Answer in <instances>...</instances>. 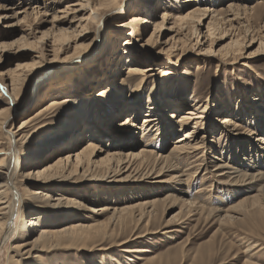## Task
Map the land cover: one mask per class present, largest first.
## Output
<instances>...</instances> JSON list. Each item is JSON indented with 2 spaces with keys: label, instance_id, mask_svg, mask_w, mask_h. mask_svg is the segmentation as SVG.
<instances>
[{
  "label": "rangeland",
  "instance_id": "374dc122",
  "mask_svg": "<svg viewBox=\"0 0 264 264\" xmlns=\"http://www.w3.org/2000/svg\"><path fill=\"white\" fill-rule=\"evenodd\" d=\"M43 1L0 0V110L7 109L11 114L0 130V183L3 175L9 176L7 199L15 202V213L10 218L14 227L19 228L21 212H25L27 218L38 216L42 222L62 227L82 221L86 224L104 221L110 225L112 210L101 214L94 213L93 209L121 208L156 197L163 200L171 194L170 187L175 183L160 182L167 176L134 177L124 181L120 177L125 173L118 177L112 174L82 177L81 169L77 176L64 179L27 176L30 170H43L61 158L80 152L89 143V136L96 132L99 133L96 143L109 151H139L146 147L169 154L176 139L196 126L198 132L192 138L201 139L205 135V146L195 157L185 154L180 160L182 169L192 166L189 171L197 172L195 180L186 185L185 198L193 204L206 202L211 206L223 201L228 207L248 195L231 185L226 177L219 179L213 167L206 170L204 163L198 164L205 157L214 161L215 156L234 165L241 164L244 171L253 170L249 163L257 164L256 171L264 164L259 163L264 146L262 140L257 141L264 138V0H245L250 7L248 11L230 12L228 20L219 21L217 28L210 31L212 15L204 26H198V33H193L194 24L177 26L178 31H172L175 25L171 20L158 30L156 24L164 22L165 13L177 19L198 8L220 12L229 9L233 0H197L190 7L181 2L165 4L161 1L162 7L156 14L152 8L159 0H118L114 8L101 10L95 19L89 20V29L84 32L86 38L79 47V51H83L79 53L75 43L55 53L52 39L39 38L54 29L58 12L81 0H52L61 3L53 8L42 6ZM34 6H40V14L31 12ZM26 8H31L27 14L22 12ZM85 13L86 17L94 15L92 10ZM138 15L150 16L155 24L132 21ZM22 37L36 42L35 49L19 45L5 48ZM41 46L42 54L39 53ZM126 58L130 59L128 64L124 63ZM33 62L30 70L24 69L25 64ZM133 66L141 68L143 73L135 78L129 76L127 69ZM16 69H20L22 75L16 81L20 89L15 97L11 72ZM83 71L85 77L81 76ZM120 76H124L122 82ZM137 86L138 90L134 91ZM53 99L66 102L54 110L44 111L32 127L22 129L24 120L36 116ZM202 104V122L206 127L202 128V122L180 127L176 121L181 114ZM133 109L135 117L129 124L135 123V126L134 135L130 136L119 126L128 116L132 117ZM158 111L164 115V128L169 127V133L162 138L155 131L146 134L149 129L145 133L142 126L146 114ZM228 116L240 125L236 131L231 129L234 125L224 127L223 118ZM168 121L174 123L175 133ZM114 126L118 129L110 134ZM9 131H13L15 137ZM64 131L66 135L58 139L57 135ZM23 134H27L24 139ZM106 154L102 153V157ZM209 170L213 173H206ZM38 188L44 192L50 190L53 198L65 193L84 201L85 207L73 204L53 207L29 193L28 189ZM16 195L21 198L18 206ZM139 210L134 209L135 214H139ZM179 210L180 204L174 201L159 203L151 219V231L145 235L146 227L140 225L135 232L143 235L125 245L119 243L134 230L135 222L129 224L116 242L114 238L94 239L83 246L48 251L43 253V258L46 264H146L147 261L139 259L141 255L161 256V264L166 260L169 264H244L248 260L264 264V214L257 209L256 213L239 215L238 219L222 224L199 215L185 219L186 216H178ZM169 233L174 239L167 237ZM16 235L12 234L1 245L0 264H7L9 254L24 258L26 249L19 250L17 241L29 243L38 233L20 239H16ZM126 246L144 251L129 254L123 250ZM110 256L116 259L113 261Z\"/></svg>",
  "mask_w": 264,
  "mask_h": 264
},
{
  "label": "bare ground",
  "instance_id": "6f19581e",
  "mask_svg": "<svg viewBox=\"0 0 264 264\" xmlns=\"http://www.w3.org/2000/svg\"><path fill=\"white\" fill-rule=\"evenodd\" d=\"M161 1L165 4L167 2L172 3V1L181 2L187 5V7H190L191 3L193 2L195 3L197 0H184L183 2L181 0H168V1L159 0L158 4L152 8L153 13L156 14L158 12V9L162 7ZM233 1L229 9L222 10L220 12L210 11L209 9L198 8L195 11H191L189 15L187 16L185 15L177 19L175 17H171L169 13H165L163 17L164 22L161 25L156 24L157 26L156 30L160 29V27H164L166 25L165 23L170 22L171 20L174 21V25H175L174 30L172 31H178L180 28H178L177 26H182V24L187 23L190 25L194 24L195 30L193 33H198L200 30L198 29V26H202V25L204 26L206 22L212 17V15H214L212 23L210 24V31H212L213 27L217 28V23H219V21H221L222 23L228 20V14L230 12L234 11L240 13L241 11L246 12L250 9V7L248 8V5L246 3L247 0L246 1L233 0ZM240 2H244V3L242 4ZM117 3L118 0H81L77 3H70L66 9L58 12L57 16L54 18V22H53L54 29L49 32H45L42 35V37H40L39 39L41 40L49 39V38L52 39L54 41L53 51H55V53H59L58 51L60 49L64 50L65 48L66 49L69 48V45L71 43H75L76 51H78L77 53L82 52L83 50L79 51L81 50L79 49V47L82 46L81 40L86 38L84 32L89 29V24H90L89 20L95 19L96 16L100 14L101 10L108 11L110 10V8L111 9L114 8ZM57 4H61V3H59L58 1L52 2V0H44L42 6L46 8H53ZM39 8L40 6L39 7L34 6L31 12L40 14L41 12ZM29 9L31 8H26L22 12L27 14ZM88 10H92L94 12V15L90 14L86 17L85 12H87ZM132 21L155 24V22L152 21V18L150 16L140 17L138 15L135 16L132 19ZM77 23L78 26H76ZM238 43L240 44L241 47V42L238 41ZM174 44L175 46L177 45L176 42ZM174 44H172L171 48H174ZM14 45H19L22 46L23 48L27 47L34 50L37 43L31 42L29 40V37H22V39L18 40L16 43H13L11 45L8 44L7 46H5V48H10L13 47ZM42 52L43 49L41 46V50L39 51V53L42 54ZM129 61L130 59L127 58L124 59L125 64H128ZM34 62L31 64L28 63V65L25 64L24 69L27 68V70H30ZM127 70L129 76L134 78L137 75L143 73V70H141V68L136 66L128 67ZM19 72L20 69H16L11 72V77L14 83L13 91L15 97L18 96L20 89L19 87L20 83L19 85L18 83L16 85V81L18 80V77L20 78V76L22 75V74L20 75ZM81 76L85 77L86 72L83 71L81 73ZM123 77L124 76H120L121 79L119 78L121 82L123 81ZM142 79L144 80L143 77ZM20 80L22 79H19V81ZM136 89L138 90V86L137 88L134 89V91ZM65 102L66 100L63 101L62 103H59L58 100L56 99L51 100V103L36 116L24 120L21 126L22 129L25 127H32L31 124L44 111H48L52 109L54 110L55 107H57L60 104H64ZM202 109H203V104L199 108L196 107V108L188 109L181 114V116L177 119L176 122L179 123L180 127L182 128L187 127L188 124L190 123L191 124L201 123L202 121H204L203 119L204 115L202 113L204 112V110ZM165 112H167V110ZM9 115H11L9 113V110L7 109H5L4 111L0 110V130H3L4 125L6 123L5 121L8 119ZM133 116L135 117L134 109L132 111V117L128 116L124 124L119 126L120 128H125L124 130L121 131H126L127 135L130 136L134 135L133 127L135 126V123H131V125L129 124L130 121L134 120ZM162 117H164V115L159 113V111L154 114L151 113L146 114V116L143 118V124H142V126L145 127L144 132L146 133V131L149 129L146 133L148 135L151 134V132L155 131L156 133H158L159 138L167 136L166 134L169 133L168 131L169 127L167 129L164 128L163 126L164 121H162ZM223 121L225 122V123L223 122V124L224 127L226 128L228 127L227 124L228 125L231 124L230 126L234 125L233 126L234 128L233 127L231 128L233 131L234 129L236 131L237 128L240 127V125L232 117L229 116L225 117L223 118ZM168 122L171 123L170 127L174 128V123L171 121ZM202 123H203L202 128H205L206 123L204 122ZM40 127L42 126H39V128ZM36 128H38V126ZM196 128L197 127L195 126L194 128L188 129L187 131H185V135L178 137L176 139L175 146L173 147V149L170 151L169 154L157 153L151 149H147L146 147L141 148L139 151H134V150L123 151L116 149H114V151H109L108 149L99 147L100 145L96 143L95 138H97L99 134L96 132L95 134L93 133L92 135L89 136L91 137L90 141H88L89 143L83 149H81L80 152L76 153L75 155H69L66 158H61L55 164H51L46 168H44L43 170L39 169L37 172L30 170L28 171V174L26 173L28 177L34 176L37 179L43 178L46 180H51L55 177H60L64 179V178L73 177V175L77 176V174H79V170L81 169L83 173L80 176L82 177L88 174H93L95 176L98 174V175H103V177H109L112 174L113 177L116 176L118 177L124 175L125 173L126 175L124 177H120V179H123L124 181L132 179L134 177L147 178L155 175V177L167 176V178L165 179H160V182L162 183H169V182H173V184L175 183V185L170 187L171 194H169L163 200L156 197L151 200L148 199V201H142L138 204L127 205L121 208L102 206L99 207V209L96 210L93 209L94 213L101 212V214L106 213L109 210H112L113 213L112 216L110 217V220L113 219V221L110 225H108L109 222L106 224L104 221L97 224H86L83 223L84 221H82V223H73L62 227L59 226L58 224L55 225L53 223L42 222L41 220H39L40 218L38 216L27 218L25 212H21L20 221H19L20 225L19 228H16L12 223H10V218L15 213L13 211L15 208V202H11L9 201V199H7V193L11 183H10V179L8 178L9 176L7 177L6 174L3 175L2 176L3 181L0 183V247L1 245H3V243L6 242L7 238H9L12 234L16 233L17 234L16 239H20L27 236H31L34 233H38V236L29 243H27L25 240L19 242L17 241L16 247L19 248V250L22 251L26 249L23 252L24 258L17 259L16 256L9 254L7 264H46L45 259L43 257L44 254L48 251L62 247L83 246L87 244L88 241L94 239L104 241L109 238H114L115 241V239L117 240V237L120 234L122 235L123 232L126 231V228L129 226L130 223L135 222L136 225L134 224L135 225L134 230H131V233L127 237V239H124L119 243L120 246L125 245L129 241L137 239L138 237H140V235H143V234H137L135 232V230H137L140 225L143 224L146 227L144 232L145 235H147L151 231L149 226L151 223V219L154 216V212L156 210L157 205L159 203H162L164 205L166 204L167 201H174L175 203L180 204V210L177 212L178 216L183 215L186 216L185 219H189L196 215H199L205 217L204 218L205 220L215 219V221L220 222V224H222L224 221L238 219L239 215L241 216L245 214L244 216H247V215H251L250 214L251 212L252 214L256 213V209L259 213L264 214V164L261 166L260 168L261 170L258 169V171H256L257 164L254 165L249 163L251 170L252 169L253 170L244 171L243 169H241V164L234 165L233 163H228L222 157L215 156L214 161L213 159L210 158L208 159L207 157H205V159H203L202 161L200 160L201 162H199L198 165L204 163L206 170L213 167L212 170L216 171L217 173L216 176H218L219 179H224L226 177V179L229 180L230 183H232L231 185H236V187L239 188V191H242L243 193L246 192V194L248 195H246V197H243L238 202L228 207L227 204H224L225 202L223 201H221L217 206L216 205L211 206L206 202L202 204L199 203L193 204V201L190 202L188 201L187 198H185V194H188L186 185L190 184L192 181L195 180L194 177L196 176L197 172L195 174H192V172L189 171L192 168V166L182 169L180 166V160L184 158L185 154H187L188 157L189 156L195 157L197 155V151L200 150L201 148H204L205 146V141H204L206 139L205 135L202 136L201 139L192 138L194 134L198 132ZM116 129L118 128L115 126L114 128L111 127L110 130L113 131L112 132L110 131L111 132L110 134L115 133ZM173 130L175 133L176 129L174 128ZM9 133H11L13 137H15V133L13 131L12 132L9 131ZM66 133L67 132L64 131V133L58 134L57 135L58 139L64 137ZM123 134L124 133L121 132V135ZM106 136H108V134ZM21 137L22 139H24L25 137H27V134H23ZM114 137L115 136H112V139H114ZM79 140L80 139H78V142H80ZM259 140H262L261 144L264 146V138H257V141ZM193 141H195V143ZM260 148L263 149V147ZM24 152H26L25 154H28L27 151ZM106 152H107L106 156L102 157V153H106ZM134 160H137L138 162L135 164L133 162ZM263 162H264V155L260 156L259 163H263ZM212 170H209L206 173H213ZM113 180H115V178ZM28 190L33 197H36L40 201L49 202L51 205H53V207L63 208L71 204L80 207H85L84 201L81 200L77 201L73 197L65 196L66 195L65 193H60L59 194L60 196H57V198H53L52 193H50V190L45 192L43 189H39V188L28 189ZM16 198L18 200L17 203L18 206V204L21 203V198H19V195ZM137 208H140L139 214H135L136 212L134 211V209ZM185 212H187L186 215ZM93 237H97V238H93ZM167 237L174 239V237L172 236V234L170 235V233L167 235ZM258 245H259L258 242H256L255 246ZM255 246H253V248H255ZM123 250L129 254L139 253L141 251H144V249L135 246H130V247L126 246L124 247ZM139 257L140 260L147 261L146 264H161V260L159 258L161 256L148 257L141 255ZM26 258L29 261H27ZM115 259L116 258H113L112 260L114 261ZM34 260L35 263H31ZM163 264H169V260H166ZM244 264H260V263L248 260Z\"/></svg>",
  "mask_w": 264,
  "mask_h": 264
}]
</instances>
